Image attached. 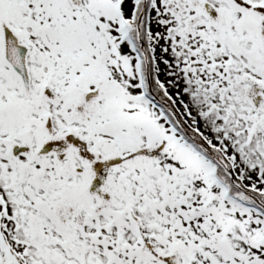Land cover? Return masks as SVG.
<instances>
[{
  "label": "snow or ice",
  "instance_id": "1",
  "mask_svg": "<svg viewBox=\"0 0 264 264\" xmlns=\"http://www.w3.org/2000/svg\"><path fill=\"white\" fill-rule=\"evenodd\" d=\"M0 264H264V0H0Z\"/></svg>",
  "mask_w": 264,
  "mask_h": 264
}]
</instances>
